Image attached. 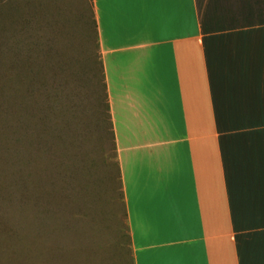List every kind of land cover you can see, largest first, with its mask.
I'll use <instances>...</instances> for the list:
<instances>
[{
  "label": "crops",
  "instance_id": "1",
  "mask_svg": "<svg viewBox=\"0 0 264 264\" xmlns=\"http://www.w3.org/2000/svg\"><path fill=\"white\" fill-rule=\"evenodd\" d=\"M133 264H264V0H91Z\"/></svg>",
  "mask_w": 264,
  "mask_h": 264
},
{
  "label": "rangeland",
  "instance_id": "2",
  "mask_svg": "<svg viewBox=\"0 0 264 264\" xmlns=\"http://www.w3.org/2000/svg\"><path fill=\"white\" fill-rule=\"evenodd\" d=\"M91 0H0V264H133Z\"/></svg>",
  "mask_w": 264,
  "mask_h": 264
},
{
  "label": "trees",
  "instance_id": "3",
  "mask_svg": "<svg viewBox=\"0 0 264 264\" xmlns=\"http://www.w3.org/2000/svg\"><path fill=\"white\" fill-rule=\"evenodd\" d=\"M93 22H94V28H95V20H94V17H93ZM95 33H96V31H95ZM107 112H108V110H107ZM110 121V120H109Z\"/></svg>",
  "mask_w": 264,
  "mask_h": 264
}]
</instances>
